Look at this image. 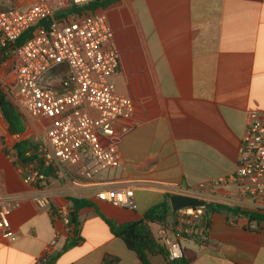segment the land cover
I'll use <instances>...</instances> for the list:
<instances>
[{"label":"crops","instance_id":"1","mask_svg":"<svg viewBox=\"0 0 264 264\" xmlns=\"http://www.w3.org/2000/svg\"><path fill=\"white\" fill-rule=\"evenodd\" d=\"M101 11L119 53L116 92L134 106L130 119L113 124V135L99 137L117 148L120 166L92 182L56 176L43 189L51 208L70 210V198L93 204L77 212L78 242L69 246L73 227L34 205L37 192L0 149V191L17 201L9 216L13 238H0V264H39L55 235L46 264H102L108 257L140 264L98 212L134 222L164 196L223 179L234 171L249 112L264 111V0H119ZM95 188L132 190L134 209L96 201ZM233 191L209 189L217 196ZM257 206L248 210L264 214V199ZM150 229L155 239L163 228ZM206 240L178 239L186 264H264V221L232 222L214 212ZM148 261L167 264L160 254Z\"/></svg>","mask_w":264,"mask_h":264},{"label":"built area","instance_id":"2","mask_svg":"<svg viewBox=\"0 0 264 264\" xmlns=\"http://www.w3.org/2000/svg\"><path fill=\"white\" fill-rule=\"evenodd\" d=\"M92 0H0V52L13 73L5 90L11 104L25 120L38 129L42 137L26 156L37 159L27 165L14 164L21 181L37 192L33 203L48 210L70 229L68 207H50L44 188L53 176L71 183L69 173L92 182L107 169L120 166V156L113 144L103 145L100 135H113V124L134 114L130 98L116 92L113 77L119 69V53L111 45L112 33L101 10L71 14ZM33 28L21 45L16 42ZM65 65L63 78L48 73ZM14 163V160H12ZM234 171L216 182L197 189H180L179 195L193 197L203 206L170 211L169 225L160 229L156 241L169 260H178L182 252L178 239H205L206 208L210 204L240 211L259 208L264 199V111H250L242 134ZM230 185L233 193L217 196L213 186ZM93 198L117 208L134 209L130 189L95 188ZM15 198L0 191V238L10 240L13 231L10 213ZM251 212V211H250ZM256 229L255 225L251 226ZM58 236L55 235L39 264L53 257Z\"/></svg>","mask_w":264,"mask_h":264},{"label":"trees","instance_id":"3","mask_svg":"<svg viewBox=\"0 0 264 264\" xmlns=\"http://www.w3.org/2000/svg\"><path fill=\"white\" fill-rule=\"evenodd\" d=\"M119 0H92L88 5L80 9H71V14L81 11H95V10H104L111 5L115 4ZM33 28L28 29L22 37L16 42L15 46L21 45L27 38H29ZM66 67L65 65H60L57 68L51 70L48 73L50 77H59L63 78ZM6 91L3 88V85L0 81V115L7 126V132L10 136H21L25 133V125L23 124L21 116L18 114L16 108L11 104ZM36 145L23 140L17 142L9 151L2 150L5 156L12 157L14 159V164L27 165L33 160L37 159L36 155L26 156L28 151L34 150ZM45 173L48 176L56 177L52 171L47 170ZM169 196H164V200L152 208H150L142 217V219L128 222L124 224H118L114 220L102 215L98 212L99 216L109 229L110 233L119 238L126 246V248L135 253L140 264H150L148 261L149 254H160L165 258L167 264H186L185 259L182 257L178 260H169L168 255L164 248L154 239V236L151 232L150 225H158L163 229H166L169 225V215H170V206L168 202ZM69 202L71 204L70 214L73 215L74 223H71L72 236L69 246H74L78 239H76L78 232V223H77V212L82 208L92 207L93 204L85 199L70 198ZM223 211L224 214L229 218L230 221L234 222L237 217L241 216L246 218L249 222L259 223L264 221V214L250 212V211H240L236 208H229L222 205H217L215 203L210 204L206 208V221L207 224L204 227L205 231L208 232L209 223H210V214ZM71 220V217H70ZM207 236L205 239H196L195 241L200 244L205 245L208 240ZM102 264H118L117 258L108 257Z\"/></svg>","mask_w":264,"mask_h":264},{"label":"rangeland","instance_id":"4","mask_svg":"<svg viewBox=\"0 0 264 264\" xmlns=\"http://www.w3.org/2000/svg\"><path fill=\"white\" fill-rule=\"evenodd\" d=\"M12 70L11 66L5 61L0 66V81L3 85V88L5 90L6 87H9L10 82L12 81ZM6 91V90H5ZM7 93V92H6ZM23 121V124L25 125V133L21 136H10L7 132V126L5 122L3 121L1 115H0V149L9 151L17 142L26 140L34 145H38L40 142V139L42 137L41 132L39 131L40 128L36 129L34 128L31 123H29L27 120L23 118V116L18 113ZM9 160H14L12 157L7 156Z\"/></svg>","mask_w":264,"mask_h":264},{"label":"water","instance_id":"5","mask_svg":"<svg viewBox=\"0 0 264 264\" xmlns=\"http://www.w3.org/2000/svg\"><path fill=\"white\" fill-rule=\"evenodd\" d=\"M4 59V54L0 52V62ZM170 210L176 212L179 209L186 207L203 206V202L190 196L174 194L169 196L168 199ZM71 223H74L73 215H70Z\"/></svg>","mask_w":264,"mask_h":264}]
</instances>
